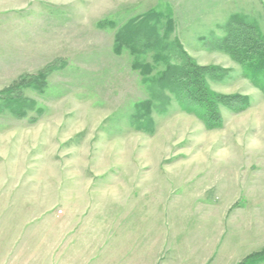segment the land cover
I'll return each instance as SVG.
<instances>
[{
  "label": "rangeland",
  "instance_id": "374dc122",
  "mask_svg": "<svg viewBox=\"0 0 264 264\" xmlns=\"http://www.w3.org/2000/svg\"><path fill=\"white\" fill-rule=\"evenodd\" d=\"M14 1L0 13V92L46 79L0 94L3 229L19 245L28 231L48 246L92 233L96 258L113 247L115 263L264 264V77L255 86L215 48L233 18L264 37V0ZM151 13L161 34L173 21L165 40L227 71L212 87L241 101L181 106L148 82L136 66L152 54L116 40Z\"/></svg>",
  "mask_w": 264,
  "mask_h": 264
},
{
  "label": "trees",
  "instance_id": "16d2710c",
  "mask_svg": "<svg viewBox=\"0 0 264 264\" xmlns=\"http://www.w3.org/2000/svg\"><path fill=\"white\" fill-rule=\"evenodd\" d=\"M155 19L160 21L161 17L151 13L145 17V27L142 32L137 31L136 28L129 33L120 32L116 40L118 48L127 47L133 54L136 52L141 54V50L144 54H152V64L136 66L143 77L148 78V82L158 85L163 92L173 94L181 106H231L233 102L241 101V98L237 96H223L212 87L213 82L224 80L227 71L214 65H201L183 52V47L177 40L174 42L165 40V37H169L173 32V21H167V27L161 34V29L157 25L156 28L150 24ZM157 23L159 22L157 21ZM223 30H225V37L216 42L215 48L228 55L233 62L240 63L248 74L253 71L254 85L262 88V86H258V83L264 77V62H256L253 56L257 54L264 56V37L256 27L236 18L231 19ZM141 33H145L146 38L142 49L136 51V46L131 45ZM130 37L135 40H131ZM160 67H164V70H158ZM45 77L46 73L43 72L33 79L25 80L26 78H23L21 82L13 83L0 94L10 98L22 89L36 86L34 81L46 79ZM146 105L152 106V102H147ZM7 106L15 108L16 105L11 102ZM18 111L20 112L21 108H18Z\"/></svg>",
  "mask_w": 264,
  "mask_h": 264
},
{
  "label": "crops",
  "instance_id": "0c3cea01",
  "mask_svg": "<svg viewBox=\"0 0 264 264\" xmlns=\"http://www.w3.org/2000/svg\"><path fill=\"white\" fill-rule=\"evenodd\" d=\"M14 1V0H13ZM11 0H0V13L14 11L15 9L8 8L10 5H15ZM3 229L0 225V264H127L123 261L115 263L113 261V247L102 249V254L105 252L111 255V258L99 259L96 254L100 251L93 247L92 233H75L62 234L64 241H58L57 244L68 243V246H48L44 233H35L32 231L24 232L23 235L27 239L32 240L24 245H19V233L11 229ZM36 235V236H35ZM66 235H73L67 237ZM34 239H41V241H34ZM68 239L67 241H65ZM104 252V253H103ZM94 256V257H93ZM106 262V263H105ZM140 264V263H139Z\"/></svg>",
  "mask_w": 264,
  "mask_h": 264
}]
</instances>
